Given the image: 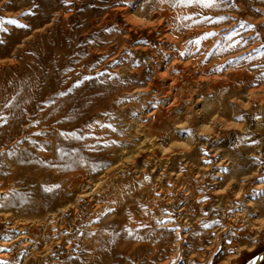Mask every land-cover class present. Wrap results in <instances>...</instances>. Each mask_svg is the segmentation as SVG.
Returning <instances> with one entry per match:
<instances>
[{
  "label": "rangeland",
  "instance_id": "obj_1",
  "mask_svg": "<svg viewBox=\"0 0 264 264\" xmlns=\"http://www.w3.org/2000/svg\"><path fill=\"white\" fill-rule=\"evenodd\" d=\"M263 250L264 0H0V264Z\"/></svg>",
  "mask_w": 264,
  "mask_h": 264
},
{
  "label": "bare ground",
  "instance_id": "obj_2",
  "mask_svg": "<svg viewBox=\"0 0 264 264\" xmlns=\"http://www.w3.org/2000/svg\"><path fill=\"white\" fill-rule=\"evenodd\" d=\"M169 18L170 19H174L175 17L174 16H169ZM180 23H181V25L182 26H187V21H186V19H182V21H180ZM171 27H173L172 25H171ZM177 44H179V42H177ZM181 50V47H179V51ZM180 67H177V70L175 71L178 75H180ZM177 75V76H178ZM165 77H167V78H169V80H170V86H169V89H168V91H170L171 89H173L174 88V90L176 89V87H177V85H178V81H177V79L175 78V77H173V75H171V73H169V72H167L166 73V75H165ZM167 96H169V93L168 94H166ZM68 181L70 182V183H73L74 182V178H68ZM234 209H237V207H234ZM180 213H183L184 215L187 213V214H189V212H187V210H185V209H182L181 211H180ZM226 214L224 213L223 214V216H225ZM227 219H228V217L226 216L225 218H224V224H223V226H224V228H225V230L224 231H226V230H229V228H233V229H235L234 228V222L236 221V218L235 217H232V218H230L229 220L230 221H227ZM182 222V221H181ZM162 228H172V225L171 224H165V225H163L162 226ZM237 231V230H236ZM239 232V231H238ZM148 264H154V261H149L148 262ZM251 264V263H250Z\"/></svg>",
  "mask_w": 264,
  "mask_h": 264
},
{
  "label": "snow or ice",
  "instance_id": "obj_3",
  "mask_svg": "<svg viewBox=\"0 0 264 264\" xmlns=\"http://www.w3.org/2000/svg\"><path fill=\"white\" fill-rule=\"evenodd\" d=\"M216 2L217 0H175V3L176 4H182V5H191V4H199L203 7H213L216 5ZM205 20H208L209 22H213L211 21V18H207L205 17L204 18ZM223 19V18H221ZM11 23H15V21H11ZM210 35H215L214 33H209V34H206L205 37H202L201 39H204V38H207V36H210ZM231 37H228V39H230ZM195 43H199V40L195 41ZM85 79H89L88 77H85ZM75 86H79V85H75ZM71 91V90H69ZM65 93H61V95H64ZM89 127H91V125H89ZM62 136H72L76 139H80L81 137L80 136H77L76 133H61ZM46 191H50L51 189H45Z\"/></svg>",
  "mask_w": 264,
  "mask_h": 264
},
{
  "label": "water",
  "instance_id": "obj_4",
  "mask_svg": "<svg viewBox=\"0 0 264 264\" xmlns=\"http://www.w3.org/2000/svg\"><path fill=\"white\" fill-rule=\"evenodd\" d=\"M264 263V250L259 253L251 264H263Z\"/></svg>",
  "mask_w": 264,
  "mask_h": 264
}]
</instances>
